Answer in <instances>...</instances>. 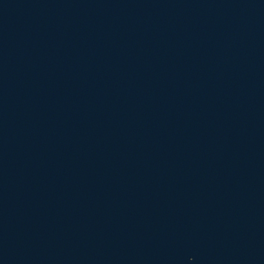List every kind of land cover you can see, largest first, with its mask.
Masks as SVG:
<instances>
[{"label":"water","instance_id":"95a60500","mask_svg":"<svg viewBox=\"0 0 264 264\" xmlns=\"http://www.w3.org/2000/svg\"><path fill=\"white\" fill-rule=\"evenodd\" d=\"M0 264H264V0L0 16Z\"/></svg>","mask_w":264,"mask_h":264}]
</instances>
